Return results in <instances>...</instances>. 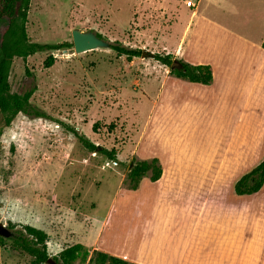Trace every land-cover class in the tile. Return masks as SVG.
<instances>
[{
    "label": "rangeland",
    "instance_id": "rangeland-1",
    "mask_svg": "<svg viewBox=\"0 0 264 264\" xmlns=\"http://www.w3.org/2000/svg\"><path fill=\"white\" fill-rule=\"evenodd\" d=\"M73 30L146 54H77ZM26 31L30 42L72 48L13 61L11 90H32L30 103L47 119L18 114L6 126L0 116V264H40L12 241L25 227L46 234L49 264H62L74 245L86 253L70 264H93L95 251L132 264L144 230L190 222L188 200L211 201L204 227L233 219L216 214L219 204L237 207L235 183L264 161V0H31ZM153 54L209 66L212 82L176 79ZM68 128L115 150L116 160L87 151ZM152 160L157 181L151 167L129 176ZM253 212L240 225L247 237ZM230 260L240 264L238 253Z\"/></svg>",
    "mask_w": 264,
    "mask_h": 264
},
{
    "label": "trees",
    "instance_id": "trees-1",
    "mask_svg": "<svg viewBox=\"0 0 264 264\" xmlns=\"http://www.w3.org/2000/svg\"><path fill=\"white\" fill-rule=\"evenodd\" d=\"M31 0H0V21H4L5 25L0 30V116L6 126H9L18 114L33 116L36 118L47 119V115L36 109L30 103L33 91H25L23 93L13 92L9 83V74L13 61L19 59L23 62L41 52H57L72 48L70 43L60 44H39L30 42L27 36L26 24L27 13ZM98 38L102 39L100 35ZM264 50V40L261 44ZM110 49L117 55L124 56L126 59L140 57L142 50L130 48L114 43L110 45ZM153 59L162 66L169 68L170 73L180 80L189 83L209 85L212 82V73L209 66L206 65H189L181 60L174 59L170 54H153ZM55 58L49 56L44 61V67L49 68L53 65ZM71 133L81 144V146L89 152L97 153L107 158L109 161L116 160V151L108 150L102 146L91 143L84 135L79 134L74 128H68ZM153 168L155 174L151 178L152 182L157 181L162 171L157 166L156 160H152L150 164L145 162L136 163L129 176L131 178H140L148 168ZM264 179V161L251 169L247 174L243 175L234 186L235 193L238 196L252 195L258 193L263 187ZM13 243L34 257L40 264H49V257L45 250L47 236L41 230L31 227H25L24 233L18 232L12 238ZM78 253H86L81 245H74L67 248L61 254L62 264H70ZM93 264H128L127 262L106 254L104 252L95 251ZM55 261V259H53Z\"/></svg>",
    "mask_w": 264,
    "mask_h": 264
},
{
    "label": "crops",
    "instance_id": "crops-1",
    "mask_svg": "<svg viewBox=\"0 0 264 264\" xmlns=\"http://www.w3.org/2000/svg\"><path fill=\"white\" fill-rule=\"evenodd\" d=\"M263 192L261 189L256 194L238 196L240 201L237 207L219 204V211L216 214L228 215L233 219L229 218L226 222L215 218L211 226L206 227L200 222L207 209L211 207V201L205 198L197 202V205H193L190 200L186 201L183 206L185 219H189L190 222L182 220L178 227H155L144 230L136 256L127 261L132 264H231V255L238 253L240 264H246L249 251L253 264H257L261 256L253 258V247L257 248V245H254L257 240V243H260L259 251L263 245L261 236L264 228L260 231L257 229L264 215ZM195 193H191V196L199 198L202 192ZM252 210L255 214L256 228L247 237L245 228L240 225L245 224L247 214ZM210 214L215 215L211 212ZM257 235L261 237L260 242Z\"/></svg>",
    "mask_w": 264,
    "mask_h": 264
},
{
    "label": "water",
    "instance_id": "water-1",
    "mask_svg": "<svg viewBox=\"0 0 264 264\" xmlns=\"http://www.w3.org/2000/svg\"><path fill=\"white\" fill-rule=\"evenodd\" d=\"M71 37L73 50L77 54L110 47V44L108 42L98 38L97 35L93 32H80L79 30H73L71 33ZM145 54L146 52H143L142 56ZM1 234L2 228L0 227V235Z\"/></svg>",
    "mask_w": 264,
    "mask_h": 264
}]
</instances>
